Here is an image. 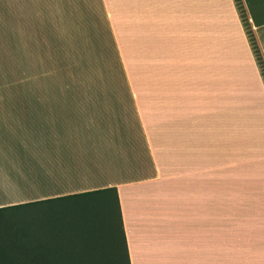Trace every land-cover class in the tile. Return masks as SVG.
<instances>
[{"label":"crops","instance_id":"crops-1","mask_svg":"<svg viewBox=\"0 0 264 264\" xmlns=\"http://www.w3.org/2000/svg\"><path fill=\"white\" fill-rule=\"evenodd\" d=\"M242 1L264 58V0ZM110 186L130 264H264V82L234 0H0V206Z\"/></svg>","mask_w":264,"mask_h":264},{"label":"trees","instance_id":"trees-1","mask_svg":"<svg viewBox=\"0 0 264 264\" xmlns=\"http://www.w3.org/2000/svg\"><path fill=\"white\" fill-rule=\"evenodd\" d=\"M242 25L264 82V58L250 24L242 0H234ZM52 201H67L68 207L97 209L100 216V234L79 248L45 244L41 239L29 241L27 236L0 225V264H130L115 186L43 198L28 202L0 206V212ZM101 251H97V243Z\"/></svg>","mask_w":264,"mask_h":264},{"label":"rangeland","instance_id":"rangeland-1","mask_svg":"<svg viewBox=\"0 0 264 264\" xmlns=\"http://www.w3.org/2000/svg\"><path fill=\"white\" fill-rule=\"evenodd\" d=\"M45 9L39 8L41 12H44ZM145 9L147 10V8H132L133 23L142 20L139 23H144L148 26L153 24L152 13L155 8H149L147 13L144 12ZM59 19L61 20L60 22L71 20L69 15H60ZM90 26H94L93 21ZM63 31L66 32V29L58 28L55 32ZM61 35L62 33L59 36ZM149 41L150 39L147 37L143 40L146 47L150 43ZM139 43L141 42L135 43L132 47L134 52L139 49L137 46ZM112 63H114V60H112ZM151 83H161V77L157 80L153 79ZM65 203L67 204L68 202H43L14 210L2 211L0 212V225L25 234L30 242L41 239L45 244L51 246L61 243L63 247L71 248L73 244H77L80 248L82 242L90 241L100 234V214L97 209L87 207L75 209L68 207ZM100 244V242L97 243L98 252L102 249Z\"/></svg>","mask_w":264,"mask_h":264}]
</instances>
